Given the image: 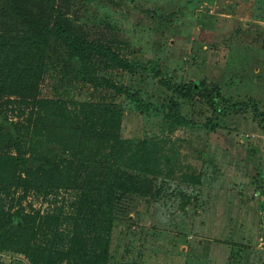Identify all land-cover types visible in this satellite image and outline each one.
Returning <instances> with one entry per match:
<instances>
[{
    "label": "rangeland",
    "instance_id": "rangeland-1",
    "mask_svg": "<svg viewBox=\"0 0 264 264\" xmlns=\"http://www.w3.org/2000/svg\"><path fill=\"white\" fill-rule=\"evenodd\" d=\"M21 6L38 15L50 8L85 38L135 64L130 72L92 58L89 75L123 93L97 87L83 80L66 45L55 39L38 99H0V114L30 138L27 156H66L39 124L54 113V101L66 108L61 117L81 115L84 103L123 112L121 137L132 145L122 155L102 146L96 159L121 157L120 169L150 186L123 200L128 217L113 224L108 264H264V116L251 109L214 110L198 96L179 94L182 85L206 82L227 99L255 100L264 114V0H23ZM9 10L0 0V32L38 30ZM45 20L52 22L50 13ZM142 105L150 112L143 113ZM162 106L188 123L171 124ZM142 146L158 162L146 174L138 161ZM136 153L128 169L125 163ZM0 154L18 151L6 144ZM78 194L71 188L25 192L0 177V218L21 209L67 216ZM0 264L32 262L0 247Z\"/></svg>",
    "mask_w": 264,
    "mask_h": 264
},
{
    "label": "trees",
    "instance_id": "trees-1",
    "mask_svg": "<svg viewBox=\"0 0 264 264\" xmlns=\"http://www.w3.org/2000/svg\"><path fill=\"white\" fill-rule=\"evenodd\" d=\"M6 1L9 11L20 17L22 23L37 26L38 30L30 34L0 32V99H38L55 39L66 45L70 64L85 82L123 93L109 82L104 80L99 83L89 75L92 58H99L112 68L130 72L135 69L134 63L105 45L85 38L83 31L72 20L64 19L48 7L38 15L39 10L31 12L24 9L21 6L23 0ZM48 13L51 23L45 20ZM179 94L183 99L190 95L198 96L214 110L233 108L240 112L251 109L257 116H264L255 100L241 102L227 99L218 87L209 86L206 82L182 85ZM169 103L172 104V101L169 100ZM52 105L54 113L46 119L42 118L39 124L48 133L49 142L59 145L66 156H27L25 149L30 138L21 132L19 125L0 114V145L8 144L18 151L16 156L0 154V177L2 182L7 181L25 192L33 190L50 194L71 188L79 193L72 206L74 212L66 216L62 210L40 216V212L27 213L21 209L6 214L8 218H0V247L25 254L32 264H108L113 224L118 216L128 217V208L123 205V200L127 195L145 194L150 183L139 175L121 170V157L114 156L111 162L108 156L104 160L96 159V156L102 155V146L109 145L111 151L122 155L132 145L121 137L123 112L120 109L116 110L114 105L84 103L80 107L81 115L70 118L58 115L59 111L66 109L58 102L54 101ZM149 107L142 105L139 109L147 113L150 112ZM171 108L162 106L170 123L185 126L188 120L173 113ZM95 145L100 146L99 151L95 150ZM140 150L142 155L136 153L125 165L128 169L132 168V160L139 156L143 174L153 172L158 165L156 155L151 159L147 157L144 146L138 150L139 153ZM62 224H65L64 230ZM57 243L62 249H58Z\"/></svg>",
    "mask_w": 264,
    "mask_h": 264
}]
</instances>
